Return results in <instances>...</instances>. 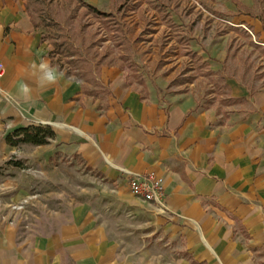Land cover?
Wrapping results in <instances>:
<instances>
[{"label": "crops", "instance_id": "0c3cea01", "mask_svg": "<svg viewBox=\"0 0 264 264\" xmlns=\"http://www.w3.org/2000/svg\"><path fill=\"white\" fill-rule=\"evenodd\" d=\"M25 6L0 0L9 97L0 96V166L25 155L8 136L46 126L50 149L22 145L43 158L63 146L105 190L71 219L57 213L32 232L6 221L0 200V264H264V87L251 94L226 82L244 99L232 107L253 110L224 120L187 95L142 96L114 66L98 70V92L53 66ZM123 170L161 177L164 212L130 192ZM16 185L0 180L6 191Z\"/></svg>", "mask_w": 264, "mask_h": 264}, {"label": "rangeland", "instance_id": "374dc122", "mask_svg": "<svg viewBox=\"0 0 264 264\" xmlns=\"http://www.w3.org/2000/svg\"><path fill=\"white\" fill-rule=\"evenodd\" d=\"M83 3L110 17L96 18ZM30 8L53 66L92 88L100 89L98 70L114 66L142 96L187 95L219 120L253 110L252 105L225 106L217 77L196 70L187 51L234 89L252 94L264 87V0H32ZM55 43L72 45L73 56L58 53ZM19 147L25 155L0 166L1 181L17 182L10 190L0 188V200L4 219L22 232L34 231L57 213L62 222L71 219L89 197L103 191V177L63 146L44 158L30 146Z\"/></svg>", "mask_w": 264, "mask_h": 264}, {"label": "trees", "instance_id": "16d2710c", "mask_svg": "<svg viewBox=\"0 0 264 264\" xmlns=\"http://www.w3.org/2000/svg\"><path fill=\"white\" fill-rule=\"evenodd\" d=\"M31 1L32 0H25L26 2L25 7L30 17V20L32 21L34 28H36L38 25L34 20V17H33L31 8H30ZM83 6L86 9H88V11L91 12L98 19L100 18L102 20V18L104 17H110L109 15H105L104 13L98 11L95 7H92L88 4L83 3ZM167 21L170 22L168 17H167ZM169 24L174 28V25H172L171 23ZM55 46H56V51L58 53L65 54L66 56H69V57L73 56L70 53V50L72 49V45H69V44L63 45L61 43L60 44L55 43ZM260 49L264 53V48H260ZM186 54L190 57L192 62L194 61L196 63V67H195L196 70L198 71L205 70L206 71V73H204L205 76L217 77L215 80L216 82L215 84L217 88L222 92V94L226 95V98L223 100V104H225V106H233V105H236L244 101V99H236V98L231 97L230 88L226 83V77L224 75H222L219 72L214 73L210 71L208 64L205 61H203L202 58L198 56L195 52L187 51ZM129 67L132 68L133 64H129ZM134 76H136L138 84H143V80L141 78H138L137 75H134ZM186 80H187L186 82H190L192 81V78H188ZM53 138H54V133L51 130V128L46 127V126H30L27 128H21V129L16 130L11 136L7 137V142L11 146H14V147L22 145V144L33 145V146H44V145H47L49 143V140Z\"/></svg>", "mask_w": 264, "mask_h": 264}, {"label": "built area", "instance_id": "2783aa9c", "mask_svg": "<svg viewBox=\"0 0 264 264\" xmlns=\"http://www.w3.org/2000/svg\"><path fill=\"white\" fill-rule=\"evenodd\" d=\"M3 76V68L0 67V81ZM4 93L0 87V96H3L5 100H9L8 95ZM125 178V184L132 194L140 197L145 202L154 205L158 211L164 212V187L163 181L160 176L154 171L146 172H132L121 171Z\"/></svg>", "mask_w": 264, "mask_h": 264}, {"label": "clouds", "instance_id": "9594fccd", "mask_svg": "<svg viewBox=\"0 0 264 264\" xmlns=\"http://www.w3.org/2000/svg\"><path fill=\"white\" fill-rule=\"evenodd\" d=\"M48 79L54 81L55 80V76L53 74H49L48 75Z\"/></svg>", "mask_w": 264, "mask_h": 264}]
</instances>
